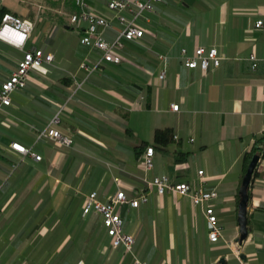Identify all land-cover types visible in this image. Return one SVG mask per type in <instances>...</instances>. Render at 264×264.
Masks as SVG:
<instances>
[{
    "label": "crops",
    "instance_id": "crops-1",
    "mask_svg": "<svg viewBox=\"0 0 264 264\" xmlns=\"http://www.w3.org/2000/svg\"><path fill=\"white\" fill-rule=\"evenodd\" d=\"M110 1L87 0L91 11L107 17ZM1 9L31 19L25 49L40 47L54 61L31 70L26 88L0 111V264H217L222 258L264 264V156L250 185L240 257L230 245L241 235L244 155L264 134V27L256 28L264 0H165L143 24L145 51L126 45L121 66L106 64L90 77L81 68L89 49L70 22L78 11L74 0H0ZM200 45L220 50V66L204 72L183 65L181 48L192 53ZM157 51L170 56L165 80ZM22 58L23 50L0 38V87ZM58 114L57 128L73 138L71 147L37 140ZM158 127H173L178 140L155 150L149 177L168 174L194 184L204 170L207 187L218 192L212 201L224 226L218 242L209 239L204 206L154 189L147 203L127 207L132 252L112 246L99 215H84L86 195L97 191L108 200L117 190L115 176L129 196L143 186L145 151L137 146L152 142ZM13 142L32 146L42 159L22 156ZM178 152L188 153L186 162H177Z\"/></svg>",
    "mask_w": 264,
    "mask_h": 264
},
{
    "label": "built area",
    "instance_id": "built-area-1",
    "mask_svg": "<svg viewBox=\"0 0 264 264\" xmlns=\"http://www.w3.org/2000/svg\"><path fill=\"white\" fill-rule=\"evenodd\" d=\"M74 1L78 11L70 16V22L81 29L80 43L89 49L88 56L81 63V68L87 72L88 77L105 62L123 63L125 61L123 50L126 41L140 43L146 32L143 24L149 21V15L156 11L157 5L165 0H111L108 3V9L112 13L111 17L91 11L87 0ZM115 22H118L120 27L116 26ZM34 27L35 23L29 18L19 16L13 12L3 14L0 25V38L23 50V58L0 87V111L11 105L14 91L26 88L31 70L44 65V63L54 61V54L51 52L45 53L40 47L33 46L25 49L33 34ZM263 27L264 20H257L256 28ZM109 30L117 32L113 40H109L106 36ZM148 50L152 49L148 48ZM156 57L162 64L159 79L165 80L170 56L167 53L157 51ZM179 58L185 67L189 69L200 68L207 72L212 66H220L225 57L215 46L206 48L200 45L192 53L186 47L181 48ZM249 59L253 61L252 68L255 70L258 66L256 55L250 54ZM83 83L84 81H77L78 87H81ZM144 100L145 96L142 95L138 103L141 104ZM171 107L175 111L179 110V104H172ZM59 122L60 117L58 114L38 133L37 140H48L57 145L71 147L74 142L73 138L65 135L57 128ZM193 140L191 139V141ZM11 147L24 157L32 156L36 160L42 159V155L38 154L32 146L27 147L19 142H13ZM154 157L155 148L148 146L141 164L144 171L141 178L143 186L132 188L133 196L128 195L122 179L115 176L114 182L117 190L109 196L108 200H102L97 191H92L86 195L83 207L84 215L87 216L91 213L99 215L107 229L112 246L114 248L122 246L127 252H132L135 238L124 230L122 207L127 204L128 207L137 208L141 204L147 203L149 201V191L154 189L159 195L171 193L188 196L194 204L204 206L208 218L209 239L212 242H218L223 237L224 232V226L219 221L212 203L218 197V192L207 187L204 170L198 171L199 179L194 184L189 181H176L168 174L149 177V173L154 169ZM17 167L18 164H14V168ZM2 188L3 186L0 185V190ZM239 244L238 241L233 242V244L230 243V245L237 247L234 251L238 257H240ZM135 264L145 263L137 259Z\"/></svg>",
    "mask_w": 264,
    "mask_h": 264
},
{
    "label": "trees",
    "instance_id": "trees-1",
    "mask_svg": "<svg viewBox=\"0 0 264 264\" xmlns=\"http://www.w3.org/2000/svg\"><path fill=\"white\" fill-rule=\"evenodd\" d=\"M5 12H8L6 9H1L0 10V25L2 22V17ZM145 36V35H144ZM80 40V38H79ZM133 44L135 49L139 51H145V43H144V37L140 40L139 42L135 41H126V45ZM144 44V45H143ZM132 45V46H133ZM125 48L123 50V55L125 54ZM126 52L127 49H126ZM124 63V62H123ZM123 63L115 64V63H110V62H105L104 64L100 65L98 69L95 70V72L101 68H103L106 64H113L117 66H121ZM93 74V73H92ZM92 74L90 76H92ZM89 76V77H90ZM143 95V94H141ZM178 139H176V133L173 127H158L156 128L154 132V139L152 142L149 141H143L140 145L137 146L138 152L145 151L148 146H153L155 150L157 149H167L168 146L174 142H176ZM187 154L186 152H178L177 155V162L178 163H184L187 160ZM255 155H259L261 158L264 156V134L261 135L260 137H257L256 140L254 141L250 151L246 152L244 155V163H245V173L247 171L248 165L251 162L252 158ZM244 173V175H245ZM244 177V176H243Z\"/></svg>",
    "mask_w": 264,
    "mask_h": 264
},
{
    "label": "water",
    "instance_id": "water-1",
    "mask_svg": "<svg viewBox=\"0 0 264 264\" xmlns=\"http://www.w3.org/2000/svg\"><path fill=\"white\" fill-rule=\"evenodd\" d=\"M194 0H184L186 4H191ZM261 160L259 155H255L251 162L248 165L247 171L243 177L242 184L239 190L240 193V203H239V213H238V222L240 226L241 235L237 240L242 244L248 237V204L250 201V185L254 176V173L258 167V164ZM127 204H124L122 207V215L125 216L127 211ZM226 259L222 258L217 264H225Z\"/></svg>",
    "mask_w": 264,
    "mask_h": 264
},
{
    "label": "rangeland",
    "instance_id": "rangeland-1",
    "mask_svg": "<svg viewBox=\"0 0 264 264\" xmlns=\"http://www.w3.org/2000/svg\"><path fill=\"white\" fill-rule=\"evenodd\" d=\"M129 129V128H128Z\"/></svg>",
    "mask_w": 264,
    "mask_h": 264
}]
</instances>
